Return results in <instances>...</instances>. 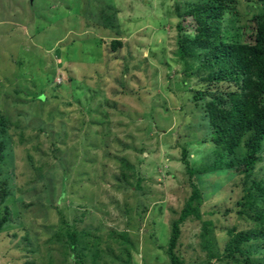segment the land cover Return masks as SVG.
<instances>
[{
	"label": "rangeland",
	"instance_id": "rangeland-1",
	"mask_svg": "<svg viewBox=\"0 0 264 264\" xmlns=\"http://www.w3.org/2000/svg\"><path fill=\"white\" fill-rule=\"evenodd\" d=\"M197 1L0 0V264L264 263L235 212L243 202L264 211L251 179L190 177L181 160L185 147L196 170L215 150L204 103L190 99L203 87L176 55L179 36L195 33ZM237 10V26L258 12L252 1ZM251 178L264 179V142ZM192 183L201 218L183 224L171 257ZM249 228L239 249L225 248Z\"/></svg>",
	"mask_w": 264,
	"mask_h": 264
},
{
	"label": "trees",
	"instance_id": "trees-1",
	"mask_svg": "<svg viewBox=\"0 0 264 264\" xmlns=\"http://www.w3.org/2000/svg\"><path fill=\"white\" fill-rule=\"evenodd\" d=\"M240 1L257 4L258 12L245 26H237ZM175 8L179 15V6ZM187 11L196 23L195 33L191 39L179 36L176 55L182 64L183 77H196L197 85L203 87L199 90L193 88L195 91L191 92L190 99L196 104L204 103L202 120L207 125L208 140L215 150L209 156L212 160L196 170L189 167L185 147L182 148L181 160L190 177L234 170L239 176L251 179L248 189L259 193V203L262 204L264 179L256 181L251 176L262 162L264 142V0H198L188 5ZM117 45L119 42H111L112 49ZM222 83L226 84L227 90L221 89ZM3 125L4 120L0 117V127ZM5 150L6 145L0 141V162ZM192 187L190 198L172 223L167 246L171 257L183 224L191 217L201 218L199 207L194 206V202L202 200V195L193 183ZM1 197H5L4 193ZM236 207L238 218L249 221L254 228L252 232L257 239V247L252 253L264 261V211L254 214L258 208L249 202L238 203ZM62 222L68 225L66 221ZM68 229L71 249L74 248L77 231L69 227L66 231ZM235 229L227 231V238ZM209 232L201 231L203 241L211 242ZM252 232L250 228L240 232L236 230L237 236L224 241L225 248L235 245L239 249L246 239L248 241L252 237ZM217 261H221L220 255Z\"/></svg>",
	"mask_w": 264,
	"mask_h": 264
},
{
	"label": "water",
	"instance_id": "water-1",
	"mask_svg": "<svg viewBox=\"0 0 264 264\" xmlns=\"http://www.w3.org/2000/svg\"><path fill=\"white\" fill-rule=\"evenodd\" d=\"M29 1H30V3H32L33 0H29Z\"/></svg>",
	"mask_w": 264,
	"mask_h": 264
}]
</instances>
